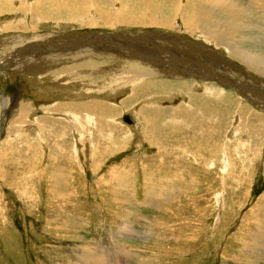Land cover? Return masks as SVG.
I'll list each match as a JSON object with an SVG mask.
<instances>
[{
  "label": "rangeland",
  "instance_id": "rangeland-1",
  "mask_svg": "<svg viewBox=\"0 0 264 264\" xmlns=\"http://www.w3.org/2000/svg\"><path fill=\"white\" fill-rule=\"evenodd\" d=\"M21 1L0 3V59L16 53L0 63V264H264L263 110L256 119L247 109L221 117L215 104L197 107L200 87L131 103L134 89L120 85L125 75L109 72V90L106 77L89 73L115 61L108 45L119 36L145 34L151 46L157 30L188 37L183 23L197 9L188 0H152L153 8L138 0L147 19L117 20L126 0H74L67 17L31 18L23 8L35 0ZM193 34L185 52L220 56L208 37ZM57 44L60 64L41 69L37 53ZM256 47L264 53V44ZM27 49L34 50L20 54ZM70 53L88 64L75 61L62 75ZM224 85L210 84L216 89L206 96L239 94ZM143 103L168 109L153 126Z\"/></svg>",
  "mask_w": 264,
  "mask_h": 264
},
{
  "label": "bare ground",
  "instance_id": "bare-ground-1",
  "mask_svg": "<svg viewBox=\"0 0 264 264\" xmlns=\"http://www.w3.org/2000/svg\"><path fill=\"white\" fill-rule=\"evenodd\" d=\"M13 1L15 2V0ZM25 1H29V0H22L21 2L23 3ZM73 1L74 0H35L34 3H30L28 5L27 11L25 10V8H23V11H25L26 13H30V15L32 16L31 18L40 17V14H47V15H50L51 17H57L58 15L67 17L70 14H72V10L69 8H70V4ZM141 1L143 2L144 0H141ZM0 3H3V0H0ZM149 3L152 5L151 8H153L155 2L152 0H149ZM95 4L97 5V8L100 11H102L101 10L102 5L99 4L98 1ZM187 4H191V8L197 9V10L192 14L190 18H187L183 23V26H185V31L188 34L186 35L188 37L190 35H194L193 32L196 30V31H199L201 35L208 37L210 41L214 43L215 47L219 51H221V54L219 57H209V56L197 55V54L196 56H192L188 52H185L187 51L186 45L189 39L188 37L184 36L185 32L181 33L180 35L176 31L159 32L157 30V32L154 33L156 35V37L154 38V41H155L154 46H151L149 44L148 39L145 36V34L140 35V37L137 40L123 39V37L119 36L120 38L119 42L112 40L113 41L112 45H108L109 56L115 61L111 62L108 66H106L102 70H96V72L90 71L89 73L92 74L91 78L94 79L98 76L106 77L105 80L107 82L102 83V88H105V89L108 88L110 90L111 88L108 87L110 84H113L115 88V79L113 76L108 75V73L111 71H114L118 73L121 77L125 75L123 79H121L122 82L120 83V85H122L123 88L128 87V88L134 89L133 91L134 96L132 98L133 100L130 101L131 103H135V102L138 103L142 101L144 102L145 100H148L152 95H155V94H160V93L177 94L180 92L186 93L185 91L194 90L196 89V87H200L204 90V93H202V96L199 98V100L193 99L197 107H200L201 109H204V110H209L212 108V105L215 104L217 112L221 114L220 115L221 117H222V114L230 115L232 111H237L235 114L237 115L240 113L241 109H243V113L245 114V109H247V113L250 111L254 119H256V117H260L257 115V111L263 110L261 111L263 115H261V118H259V120H263V123H264V87L260 85V84L264 85V53L256 50L257 48L256 46H259L260 44H264V37L261 38V37L255 36L258 33L261 35L264 32V25L261 26L255 22L256 20L255 14L258 15L259 19L264 20V0H251L250 7H247L246 5L241 3V1H238V0H188ZM90 5L91 4H89V6ZM109 6L107 5V8L106 7L104 8L108 9ZM138 8H139L138 0H126L124 3V9L119 10L118 16L116 17L118 18L117 20H121V19L132 20V19H139V18L147 19L146 9L138 10ZM4 9L5 8L3 7V5H1L0 11ZM156 9L159 10L161 9V7L156 5ZM176 13L174 15H176ZM179 14H180V11H179ZM16 25H18V23ZM168 26L172 27V24L169 23ZM200 43H203V42H200ZM204 44L206 45L208 49L211 48L206 43ZM34 47H35L34 49L37 48V46H34ZM46 48L43 51H39L37 55L46 61V66L40 67V68L50 70V69H53L57 64H60V61L56 64L55 62L57 60L58 54L62 47L58 46L57 44V45H51L50 47H46ZM34 49L23 50L22 52H20V54L26 55V51H30ZM14 55H16V53L12 54L10 57ZM124 56L127 57V59ZM10 57L1 58L0 63L4 62ZM66 57L72 60L62 61V63H65V64L67 62L70 63L67 66H64L65 69L64 71H62L61 73L62 75L70 74L71 68H73L74 65L77 64L76 62H79V63L82 62L85 66H87L88 64V61H85L84 58L81 56V54H80V57H77L73 53H70V54H67ZM119 61H121L123 64L129 65L130 66L129 68L133 70L130 71L128 69L123 68L122 64ZM0 71H4V69L1 66H0ZM22 71H24V68L23 70L15 69L9 72V74L13 75L15 78L19 74V72H22ZM53 73L54 72H51L48 75L50 77L51 76L53 77ZM56 73H58V71ZM141 75H144L146 78V81L142 85H136V84L130 83V79L132 78V76H141ZM213 83H217L218 86H223L225 84L226 86L229 87L230 90L239 92V94H241L242 97L246 98L247 101H249V103H252L254 105L249 104L246 100L242 99V97L238 93H234V92L232 93V91L231 93H225L224 91L222 93L220 91L221 95L219 94L218 98L214 97V94L211 95L212 93L209 94L211 96L207 97L206 95L209 92L213 90L215 91L216 89L210 86V84H213ZM218 86L217 88L220 90L221 87H218ZM210 88H211V91H210ZM149 92H151L150 95L145 97V95L148 94ZM234 94L236 95L237 99L234 98ZM252 108L254 111L252 110ZM165 109H168V108L158 107V106L150 107L149 105H145L144 103L141 106V110H143V113H146L144 114L145 116H147L146 120L149 119L148 121H150V123L153 126L156 123V116L157 118H159V116L161 117L162 115L164 116L166 114L167 111ZM194 110L196 111V109ZM118 113L119 111L114 113V115ZM188 113H193V111H190ZM128 118L129 117L127 116L126 120H128ZM213 118L214 117H212V119ZM240 119L242 121V118ZM109 120H111V118ZM222 121H224V119H222ZM184 122H181V123H184ZM198 122H201V121L199 120ZM113 125L114 124H112V126ZM209 128L211 127L209 126ZM152 130H153L152 133H154V129ZM155 134L157 133H154V135ZM211 140H213V138ZM189 146L191 147V145ZM186 148L188 149L189 147L184 148V150L189 151ZM252 149H255V148L252 147ZM192 150L198 154H201V151L198 148L191 149L190 151ZM81 250H83V253H88L87 251L88 249L87 250L81 249Z\"/></svg>",
  "mask_w": 264,
  "mask_h": 264
}]
</instances>
